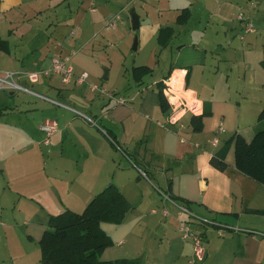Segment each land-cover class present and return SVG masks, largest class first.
Listing matches in <instances>:
<instances>
[{
	"label": "crops",
	"instance_id": "obj_1",
	"mask_svg": "<svg viewBox=\"0 0 264 264\" xmlns=\"http://www.w3.org/2000/svg\"><path fill=\"white\" fill-rule=\"evenodd\" d=\"M144 1L149 10L139 16L136 47L144 50L150 44L151 56L132 66L148 65L151 75L135 82L132 66L123 61L110 82L111 68L103 78L106 59L87 47L104 40L102 32L112 36L117 30V24L107 27L106 19L113 15L107 6L97 0H0V25H8L9 37L35 39L50 32L56 39L71 35L79 43L54 38V46H45L52 53L26 66L15 63L8 39L0 36L6 40L0 54L13 62L2 72H16L18 85L46 97L11 88L7 106V97L0 95V264H28L23 251L31 242L39 243L50 215L85 208L109 183L121 190L132 209L122 223H101L112 241L101 259L190 264L192 243L178 229L187 219L205 242L206 256L196 264H264V185L236 169L232 142L224 167L211 163L233 133L252 137L264 108V51L256 63L244 51L243 66H236L234 40L228 38L237 21L242 32L237 11L252 19L256 2L245 13L232 0ZM185 8L189 15L183 18ZM164 26H171L173 35L161 45L157 33ZM54 56L68 59L75 74L69 82L42 72ZM30 71L39 72L36 82L28 79ZM84 71L86 80L77 82ZM179 71L185 73V96L198 100L199 115L209 112L202 116L200 130L193 128L191 112L170 123L169 110L160 109V81ZM48 99L70 108L57 105L63 108L54 111L51 105L56 104ZM46 120L56 125L48 143L41 129ZM165 191L176 202L187 203L195 216L179 214L163 198ZM158 202L167 215L156 216L154 208L145 214ZM22 214L26 218L18 221Z\"/></svg>",
	"mask_w": 264,
	"mask_h": 264
},
{
	"label": "trees",
	"instance_id": "obj_2",
	"mask_svg": "<svg viewBox=\"0 0 264 264\" xmlns=\"http://www.w3.org/2000/svg\"><path fill=\"white\" fill-rule=\"evenodd\" d=\"M188 15L189 11L185 8L180 16L186 18ZM172 35L171 26L161 27L157 33V41L165 45ZM0 49H6V40L2 38ZM262 66L264 67V61ZM151 72L152 68L148 65H135L131 68V77L135 82H141ZM159 86H162L161 81ZM159 106L163 112L170 108L162 88L159 89ZM207 113L209 112L204 111L201 115L192 114L191 124L195 130L201 129L202 116ZM258 120L249 140L241 133H233L212 157L211 163L223 168L224 158L232 142L236 169L264 185V108ZM168 195L171 199L177 200L169 193ZM131 209L132 205L121 190L114 183H109L90 199L82 213L66 209L50 215L49 225L39 241L43 264H141L137 258L101 259L103 251L112 244L101 223H122Z\"/></svg>",
	"mask_w": 264,
	"mask_h": 264
},
{
	"label": "rangeland",
	"instance_id": "obj_3",
	"mask_svg": "<svg viewBox=\"0 0 264 264\" xmlns=\"http://www.w3.org/2000/svg\"><path fill=\"white\" fill-rule=\"evenodd\" d=\"M108 0H97V2H100L107 6L109 9L112 10L113 15L110 18H107L106 20H113L116 16H120V19L116 20L117 24V30L112 31V36H108L105 32H102L105 36V39L100 40H94L91 44H89L87 47L95 49V52L99 54L101 58L106 59V64L103 66V72L105 69L108 70L109 68L112 70V76L110 78V82L112 80V77L114 73L118 70L121 66V63L125 61V65L128 66L130 69L132 64L134 62H139L142 59L148 60L151 56V53H149L150 50V44H148V47H146L144 50H137L133 49L135 39H136V46H138L139 43V31L140 28L133 29L132 28V22H131V11H134L138 14V16H144L145 11L149 10V5L145 3L144 0H110L108 3H106ZM235 4H240L243 8H241L245 13V7L250 5L251 2H256V8L254 12L251 14V18H247L244 16L243 13H238L240 10L237 11V14H242L244 18L250 19L253 21V25L255 28V32H246L244 33V26L243 23H241L242 32L240 29L239 22L233 23L231 28L234 30L231 32L229 39H233L232 47H234L235 52L232 53L236 57V66L241 65L243 66V55L244 51L246 52V57L249 59V61L256 63L259 56H262V53L264 51V0H232ZM259 1H262V3H258ZM200 5L197 6L199 9L202 8L201 2ZM258 7V8H257ZM241 10V11H242ZM228 25V27H230ZM105 25L102 23L100 25V28H104ZM8 25L4 24V22L0 25V36L7 38L10 43V48L12 50V54L15 58V63L20 64L24 63L26 66H30L31 63L40 55L43 57L46 56L48 53H52V48H46V44L49 43L52 44L54 42L55 37L54 34H51L50 32L43 33L42 35L36 37L35 39L33 37L28 36H20L18 34H13L11 37H9V34L7 33ZM236 29V31H235ZM142 31V30H141ZM241 35H243V39H240ZM72 38L74 41H76V44H79L76 40V37L73 38L71 35H62L59 37L60 40H63L64 38ZM56 39V40H59ZM110 42V43H109ZM95 43V44H94ZM224 47H228L227 43H224L222 45ZM248 49H251L252 52H250V55L248 54ZM50 50V51H48ZM254 51V52H253ZM109 53V54H108ZM0 76L4 75V68H12V60L8 56H5L4 54H0ZM262 62V61H260ZM255 65V64H253ZM29 68V67H28ZM36 68H33V70ZM242 70H245V68H241ZM250 71V70H246ZM151 75V74H150ZM150 75H147L146 77H150ZM101 84H105V80H101ZM12 89H9L7 87L0 89V95H5L7 97L6 104L7 106H10V102L8 101V98L10 97L9 91ZM15 93H23V92H15ZM61 102V101H60ZM62 104L68 106L67 104ZM51 109L54 111H57L59 109H62L63 107L57 106V105H51ZM69 107V106H68ZM70 108V107H69ZM50 140V138H49ZM20 196V195H19ZM25 201L27 198L23 197ZM66 200V199H64ZM160 199L158 198V201ZM165 201V200H164ZM161 202H158V204L153 205V207H149L148 209H145V214H150V211L152 208L156 209L158 212L155 214L156 216H161L162 208H161ZM160 205V207H159ZM170 204L168 203L167 208L169 210ZM65 208V207H64ZM65 208L64 210H66ZM84 210V207L80 209L79 211H74L77 213H82ZM56 214V213H55ZM153 215V214H151ZM24 217V214H22L18 221L22 220ZM46 228V227H45ZM27 254V262L28 264L33 263L36 260L35 264H42L40 261V252H39V243L38 242H31L29 244V249L27 251H23ZM11 264H15L11 262Z\"/></svg>",
	"mask_w": 264,
	"mask_h": 264
},
{
	"label": "built area",
	"instance_id": "obj_4",
	"mask_svg": "<svg viewBox=\"0 0 264 264\" xmlns=\"http://www.w3.org/2000/svg\"><path fill=\"white\" fill-rule=\"evenodd\" d=\"M238 19L244 23V30L245 32H253L255 30L253 21L250 19L244 18L242 14L238 15ZM116 21L115 19L108 21L107 27H115ZM44 74H56L59 75L61 78V81L63 83L69 82L74 76L73 68L70 64H68L67 58H62L59 56H54L50 59V65L48 69L42 70ZM180 73H171L167 77L161 80L162 82V91L165 97L168 100V103L170 105L169 108V114L167 120L170 123H175L178 121L181 116H183L186 112H191L194 115H199L198 111L200 109V103L195 98H187L185 96V84H184V77L185 73H182V71H179ZM181 74V75H180ZM16 75V72L14 71H5L3 76H0V89L2 88H9V89H22L26 91L27 93H30L32 95H35L37 97L46 98L42 94L37 93L33 90L23 88L20 85H18L14 77ZM88 74L87 72L80 73L76 81L77 82H83L86 80ZM27 77L31 82H36L39 77L38 71H30L27 73ZM92 88H98L97 85H92ZM52 103L60 106H64L69 108L68 106L51 99ZM118 102L123 103L124 99L119 98L117 100ZM41 129L45 132L46 137L44 142L48 143L50 136L56 131V125L53 121L46 120L44 121ZM143 176H145L144 172H141ZM163 198L167 201H170L172 205L176 208L177 212L179 214H184L188 218L194 217L195 215L190 211L189 207L184 203H178L175 200L171 199L169 195L163 193ZM152 212H156V210H152ZM168 211L166 208L162 209V214L165 216L167 215ZM209 223L213 224L214 221H208ZM179 232L181 234V237L184 240H188L192 243V258L189 260L190 264H196L197 262L203 261L206 256V247L205 242L202 234L196 233L192 230V228L189 225V220H181L179 224Z\"/></svg>",
	"mask_w": 264,
	"mask_h": 264
},
{
	"label": "water",
	"instance_id": "obj_5",
	"mask_svg": "<svg viewBox=\"0 0 264 264\" xmlns=\"http://www.w3.org/2000/svg\"><path fill=\"white\" fill-rule=\"evenodd\" d=\"M131 22H132V28L133 29H137L139 27V16L137 13H135L134 11H131ZM136 39H135V43H134V46H133V49H136ZM104 79L107 78V69H105L104 71V76H103Z\"/></svg>",
	"mask_w": 264,
	"mask_h": 264
}]
</instances>
